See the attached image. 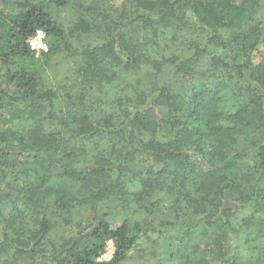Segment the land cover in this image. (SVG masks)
I'll list each match as a JSON object with an SVG mask.
<instances>
[{
  "label": "trees",
  "instance_id": "obj_1",
  "mask_svg": "<svg viewBox=\"0 0 264 264\" xmlns=\"http://www.w3.org/2000/svg\"><path fill=\"white\" fill-rule=\"evenodd\" d=\"M0 75V264H126L163 206L168 264H264V0H0Z\"/></svg>",
  "mask_w": 264,
  "mask_h": 264
},
{
  "label": "rangeland",
  "instance_id": "obj_2",
  "mask_svg": "<svg viewBox=\"0 0 264 264\" xmlns=\"http://www.w3.org/2000/svg\"><path fill=\"white\" fill-rule=\"evenodd\" d=\"M75 21V15L72 11L69 13H66V15L63 16V22L66 25H70L72 22ZM85 39V38H82ZM86 40L83 41H77L75 40L76 46L83 45V43H86ZM41 54H36V56H40ZM78 68V63L74 59H66L63 55H59L55 57L50 65L45 66L43 70L44 79L47 83V85L51 87H57L59 84L63 83L66 79L73 78L75 75V71ZM0 79L3 82L4 78L0 75ZM24 107H26L24 105ZM28 109V108H26ZM21 110H12L11 115L8 116L9 122L5 124V127H11L12 131L14 128L17 127V123L12 121V116L14 113H18ZM31 111V109H29ZM39 109L33 108V112H39ZM11 140V139H10ZM9 147L14 146V143L12 141H9ZM3 199V197H0ZM110 208L112 209L113 215L110 217L111 221L114 223V225H119L120 220H123V217H132L129 214L133 212H126V211H119L117 208H121L119 204H113L109 203ZM163 206V205H161ZM164 206L160 207L158 210H156L152 215H150L148 218L150 222L152 223L151 227L148 229V234L144 235L140 240V245L130 254L126 264H168L165 261L166 257V249L168 246V243L170 242V238L172 235L177 234L178 231H184L182 227H170V226H164V223L166 221H172L171 215L167 212L166 215L162 212ZM132 210V208H131ZM75 223H87L92 218V211L88 207H81L76 209L75 211ZM122 212V213H121ZM128 214V215H127ZM136 217V216H135ZM144 216L136 217L135 219H140V222H145ZM260 222V220L258 221ZM257 222V223H258ZM75 229V228H72ZM70 228L64 229L63 226L57 222L56 225H54V229L52 230L51 236L52 239L56 242L64 240L70 233ZM163 231V232H161ZM186 231V230H185ZM2 236L1 227H0V238ZM172 239V238H171ZM173 241V239L171 240ZM190 242V241H188ZM232 248V254L231 256L234 258V254L238 258H246L248 260L251 259V257H257V251L256 248H254L253 243H250V245H245L244 240L240 241H231L230 243Z\"/></svg>",
  "mask_w": 264,
  "mask_h": 264
},
{
  "label": "built area",
  "instance_id": "obj_3",
  "mask_svg": "<svg viewBox=\"0 0 264 264\" xmlns=\"http://www.w3.org/2000/svg\"><path fill=\"white\" fill-rule=\"evenodd\" d=\"M30 48L36 54L47 53L49 46L44 32L38 31L36 36L29 40ZM114 254V245L112 241L107 243L106 251L99 259L100 261H110Z\"/></svg>",
  "mask_w": 264,
  "mask_h": 264
}]
</instances>
